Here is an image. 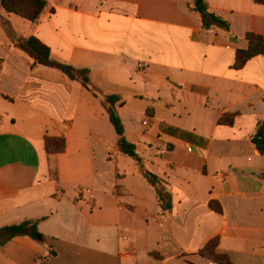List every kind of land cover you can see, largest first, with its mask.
I'll return each mask as SVG.
<instances>
[{
  "label": "crops",
  "instance_id": "crops-1",
  "mask_svg": "<svg viewBox=\"0 0 264 264\" xmlns=\"http://www.w3.org/2000/svg\"><path fill=\"white\" fill-rule=\"evenodd\" d=\"M45 1L36 23L0 6V228L39 220L48 244L14 238L0 264H216L210 246L264 264V156L252 142L264 55L235 67L248 34L264 41V3L204 0L225 32L202 27L195 0ZM29 37L89 69L99 96L32 68L18 47ZM112 95L142 165L107 123ZM46 138L65 148L48 151ZM142 168L164 182L170 210Z\"/></svg>",
  "mask_w": 264,
  "mask_h": 264
},
{
  "label": "trees",
  "instance_id": "trees-1",
  "mask_svg": "<svg viewBox=\"0 0 264 264\" xmlns=\"http://www.w3.org/2000/svg\"><path fill=\"white\" fill-rule=\"evenodd\" d=\"M256 2L264 3V0H256ZM46 5L47 3L45 0H0V6L7 13L15 14L32 23L39 21ZM191 11L199 16L204 29H214L225 32L231 31L230 25L212 13L204 0H195L191 7ZM247 39L249 41V48L237 52L236 68H242L253 58L264 55V41L262 37L255 34H248ZM18 47L34 60L32 68L37 65H42L56 69L70 80L80 82L88 91L92 92L94 96H99V90L94 87L91 82L89 69H77L72 65L55 61L51 56V50L34 37L19 41ZM120 102L121 98L116 95L104 97V106L108 112L110 122L119 136L118 146L121 153L142 165V159L137 153L136 146L129 142L125 136L124 125L116 109V105ZM122 104L123 103H121V105ZM45 142L48 151H58L65 148V140L63 138L59 140L46 138ZM252 142L255 144L260 154L264 156V121L258 124L257 132L252 137ZM142 173L148 183L156 189L162 209L165 211L170 210L172 207L171 196L163 185L164 182L156 175L143 168ZM39 222V220H26L0 228V247L5 246L14 238L24 236L30 237L40 244L47 245L48 238L40 232ZM203 254L209 256L216 264H231L226 255L216 254L211 246L205 250ZM50 255L55 256V253L50 251Z\"/></svg>",
  "mask_w": 264,
  "mask_h": 264
},
{
  "label": "rangeland",
  "instance_id": "rangeland-1",
  "mask_svg": "<svg viewBox=\"0 0 264 264\" xmlns=\"http://www.w3.org/2000/svg\"><path fill=\"white\" fill-rule=\"evenodd\" d=\"M107 121H108L107 123H108L109 127L111 128V130H113V132L116 133V131H115V129H114L112 123L110 122V118H109ZM116 134H117V133H116Z\"/></svg>",
  "mask_w": 264,
  "mask_h": 264
},
{
  "label": "built area",
  "instance_id": "built-area-1",
  "mask_svg": "<svg viewBox=\"0 0 264 264\" xmlns=\"http://www.w3.org/2000/svg\"><path fill=\"white\" fill-rule=\"evenodd\" d=\"M144 125H145V126H147V125H148V122H147V121H145V122H144Z\"/></svg>",
  "mask_w": 264,
  "mask_h": 264
}]
</instances>
